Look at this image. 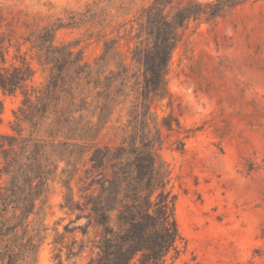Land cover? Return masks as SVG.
Returning a JSON list of instances; mask_svg holds the SVG:
<instances>
[{"label":"rangeland","instance_id":"obj_1","mask_svg":"<svg viewBox=\"0 0 264 264\" xmlns=\"http://www.w3.org/2000/svg\"><path fill=\"white\" fill-rule=\"evenodd\" d=\"M214 1L0 0V86L16 88L0 89V135L21 146L3 156L47 185L18 264L97 263L101 188L124 193L130 142L158 137L183 240L173 264H264V0L195 10ZM158 10L178 40L170 108L145 93ZM180 14L191 18L177 28ZM170 115L202 128L183 152L156 126Z\"/></svg>","mask_w":264,"mask_h":264},{"label":"trees","instance_id":"obj_2","mask_svg":"<svg viewBox=\"0 0 264 264\" xmlns=\"http://www.w3.org/2000/svg\"><path fill=\"white\" fill-rule=\"evenodd\" d=\"M228 1L232 0L196 3L195 10L199 12L201 8H212L209 17L217 18L225 9L233 7V2ZM158 12L156 20L151 22V31L158 37L159 43L150 54L149 64H145L149 74L145 93L147 101L166 102L170 108L171 95L166 76L178 40L173 33L164 29L167 27L164 12ZM190 18L178 15L176 27H182L185 20ZM0 89L10 94L16 88L3 83ZM249 105L252 106V102ZM1 111L0 106V114ZM147 111L151 114L150 107ZM156 126L159 130L182 136L175 148L180 152L184 151L183 140L190 137L189 133L202 129L183 130L178 119L171 115L161 118ZM17 140L15 136L0 135V154L5 161V167L0 168V264H18L21 252L32 245L28 238L30 218L47 189L45 179L39 173L32 174L26 166L16 172L19 165L14 161V165L7 167L8 160L3 155L15 153V147H21ZM131 143L134 174L129 177L131 182L124 193H120L119 182H112L108 189L102 186L101 192L105 197L100 203L97 222L102 228L97 248L98 262L90 259L88 264H173L181 251L183 240L174 216L176 197L168 188V172L159 155L162 140L160 137L144 138L139 146ZM246 170L252 172L254 168L248 167ZM4 177H7V181H4ZM142 177H146L147 182H139ZM90 205V197H87L85 206L89 209ZM169 260L172 262L169 263Z\"/></svg>","mask_w":264,"mask_h":264}]
</instances>
